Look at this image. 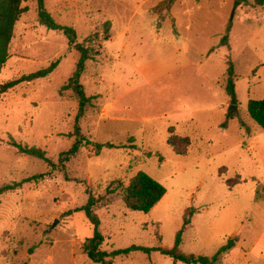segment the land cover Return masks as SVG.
<instances>
[{
	"label": "rangeland",
	"instance_id": "1",
	"mask_svg": "<svg viewBox=\"0 0 264 264\" xmlns=\"http://www.w3.org/2000/svg\"><path fill=\"white\" fill-rule=\"evenodd\" d=\"M44 6L75 29L78 44L99 51L80 79L93 99L81 116L75 94L62 89L80 53L65 34L40 24L38 0H25L0 85L59 65L48 78L0 96V187L41 176L0 197V264H99L84 250L93 225L75 212L90 194L98 199L102 250L172 249L192 208L179 247L184 254L212 258L230 246L216 264H264V130L247 108L264 99V0ZM77 126L87 142L67 161ZM11 141L42 149L51 164ZM107 144L114 148L97 150ZM140 171L167 190L148 214L127 209L121 190L107 193ZM111 261L184 264L159 251Z\"/></svg>",
	"mask_w": 264,
	"mask_h": 264
},
{
	"label": "trees",
	"instance_id": "2",
	"mask_svg": "<svg viewBox=\"0 0 264 264\" xmlns=\"http://www.w3.org/2000/svg\"><path fill=\"white\" fill-rule=\"evenodd\" d=\"M24 1L25 0H0V74L2 73V70L9 60V46L13 39L15 25L20 19L21 15L25 12V8L22 7V3ZM38 8V20L40 24L48 30L60 31L65 34L69 41V45L80 53L77 70L73 77L69 80L68 84L63 86L62 89L64 91L72 90L80 106V115L83 116L86 108L91 104L93 98L86 96L83 85L80 82L81 75L85 71L86 62L95 59V57L99 56L100 53L97 49H95L93 45L86 47L82 44H78L76 42L77 34L75 29L73 27L57 23L52 15L45 9L44 0H38ZM58 65L59 60L52 62L47 68L41 69L34 73L23 75L16 80H11L6 82L5 84L0 85V96L7 93L9 90L14 89L20 84L30 83L39 79L48 78L56 70ZM228 74L230 77L234 76V68L232 64H230L228 67ZM227 90L232 96H234L232 84L227 86ZM247 108L249 116L264 130V99L250 100L248 102ZM75 135L77 137L76 142L74 143L72 148L64 154L67 161L71 157L77 155L83 142H87L86 138L82 137V133L78 126L76 128ZM169 142L170 144H172L171 140ZM10 144L22 154L38 158L51 164V160L47 158L46 152L42 149L22 145L15 141H11ZM172 145L176 147V144ZM103 146H106L107 148H114L112 144H107L99 145L97 147V150L100 151ZM176 151L180 155L186 154V150L176 149ZM40 177L41 176L31 177L23 180L22 182H14L8 186L0 187V197L6 192L15 191L24 183L38 180ZM238 183L240 182H237V184ZM115 184V188L108 186L107 193L113 194L117 190H121L122 201L125 207L131 211H140L145 214L150 213L151 210L163 199V197L167 193L164 185H162L160 182L153 179L143 171L138 172L130 180L127 186H124L122 182H116ZM234 185H231L230 187H233ZM97 202L98 199L90 194L87 204L81 208L76 209L75 212H85L88 219L93 225V235L86 240L84 250L90 259L99 264H111V258L118 255H128L129 253L136 251L145 253L159 251L163 255H166L173 260L182 262L184 264H216L219 260V256L226 253L230 249V246H224L212 258L184 254L179 248L182 242V233L186 227L191 225L192 217L195 213L194 209L189 208V212H187L185 215L183 226L176 236V242L172 249H147L140 246H133L128 249L114 250L112 252L102 250L101 247L104 242V236L100 232L99 217L94 212V207L96 206Z\"/></svg>",
	"mask_w": 264,
	"mask_h": 264
}]
</instances>
